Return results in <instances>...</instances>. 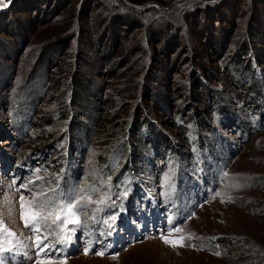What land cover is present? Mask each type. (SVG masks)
<instances>
[{
    "label": "rangeland",
    "instance_id": "1",
    "mask_svg": "<svg viewBox=\"0 0 264 264\" xmlns=\"http://www.w3.org/2000/svg\"><path fill=\"white\" fill-rule=\"evenodd\" d=\"M116 1L95 2L90 16L101 25L103 2L118 6ZM227 1L143 5L158 6L157 31L164 25L181 31V46L169 50L168 59L159 55L166 37H156L155 55L153 44L149 46L153 37L139 41L148 36L144 29L119 35L107 57L109 33L98 49L96 24L90 20L84 25L74 16L51 19L43 14L11 19L22 30L21 41L6 33L8 25H0V219L16 233L12 239L22 242L0 250V264H41L43 256L27 247L35 237L25 229L19 207L22 194L31 199L22 186L33 188L29 181L37 176L44 178L36 181L43 187L55 188L58 180L63 196L79 187H100L93 194L98 199L110 184L112 199L97 213V221L117 217L112 229L88 220L70 245L49 257L55 264H264V126L243 140L233 120L237 116V123L253 128L257 112L264 111V6L256 0H231L232 7L218 15L213 27L225 41L220 50L212 43L206 52L201 48L205 32L212 34L210 23L201 21L197 29L192 20L175 21L198 7L218 11ZM80 4L72 5L74 13ZM227 29L232 37L224 34ZM245 43L240 65L235 56ZM139 46L144 51L127 54ZM250 54L260 67L257 76L248 73ZM116 62L121 68L108 74ZM200 77L204 81L196 91L194 79ZM250 78L255 85L246 97L255 105L245 100ZM214 111L227 114V121H219ZM199 118L205 126L197 127ZM185 127H190L188 138L200 137L189 142ZM118 152L122 158L117 167L127 165L136 192L113 180L117 169L111 176L103 173ZM144 188L159 205L154 204L157 214L138 222L147 210ZM94 207L86 210L89 216ZM177 227L180 232L172 231ZM162 235L170 240L183 236L184 246L165 244Z\"/></svg>",
    "mask_w": 264,
    "mask_h": 264
},
{
    "label": "trees",
    "instance_id": "2",
    "mask_svg": "<svg viewBox=\"0 0 264 264\" xmlns=\"http://www.w3.org/2000/svg\"><path fill=\"white\" fill-rule=\"evenodd\" d=\"M77 1L81 2V4H80L81 9L79 10L78 13H74V11H73V9H71V7ZM99 1L100 0H13L12 4L8 7L7 11L0 13V25H6V27L8 25L9 29L4 27L5 29H7V30H5V31H7L6 33H8V35H14L15 34L17 40L21 41V38H22L21 35L23 34L22 30L16 29V27L13 25V23H11V19L19 20V21L21 19H28L29 20V16L31 15V19H33L32 15H35V14L37 15V17L40 16L41 14L45 15V17L48 15H52L50 17L51 19H53L55 17H59L60 15L61 16L62 15H68L71 18H72V16H74V18L77 19L78 22H82L84 25H86L85 21H87V20L95 22L96 27H94V30L98 33V35L96 37L98 49H99V47H101V45L107 43L106 41H108V33H109V40L112 42V44L110 47H108L104 51L105 54L107 55V57L112 55V51L114 49V44L120 40L119 35H121L123 32H126L128 34H133L135 32H138L141 29H144L148 36L146 38L141 37L139 39L140 43H143V41H147V39H150V37H153V42L152 41L149 42V46H151L153 44V49H154L155 55H156V52L158 51L157 45L160 43V41L156 42L157 41L156 37H158V34L162 38L166 37V41L164 42V45L160 49V53H159V55H163V57L161 59H163V58L168 59V57L170 56L169 50H171V49L179 50V47L181 46L180 43L182 42V36L180 35L181 31L175 27H172L171 25H168V26L164 25L162 30L157 31L156 24L159 20L157 17H158L159 11H160L158 6L157 5H151L148 8L143 7V5H145L147 2L162 4L163 0H118V2L115 0L117 3H119L118 6H116L117 4L111 6L110 5L111 2H110V4L108 2H103L102 12H100V13H102V15H104V14L105 15L103 17V20H101L102 21L101 25H100V22L95 21L96 20L95 15H93V17L90 16V12L95 10L93 7L94 3L95 2L99 3ZM256 1H257L256 2L257 5H263L264 6V0H256ZM231 2H233V1L229 0L227 2H224V4H222L221 6L218 7V11H216V10L215 11L202 10L199 7L194 8L192 10V13L191 12H189V14L184 13L178 19L175 18V21L176 20L179 21L182 19V21H185L187 24H189V22H191V20H192L193 21L192 25L196 23L197 25H194V27L197 29H199V27L201 26V21L204 22L203 24L210 23V25L212 26V29H211L212 34L209 31H206L205 34L203 32L199 33L202 35L204 34V36L206 37L204 44L201 43V45H202L201 48L203 49L204 52H206L204 49H206L207 44L212 43L213 47L215 45L218 48V50H220L221 48H224L225 41H222V37L218 36L217 29L213 28V27L216 24L215 22H217L216 19L218 18V15L222 14L224 10H228L232 7ZM113 4H115V3H113ZM68 9H69V11L65 12ZM107 14H109V16L106 17ZM149 17L151 18L150 19L151 23H149L147 25L149 27L147 29H145V26L147 24V20L149 21V19H148ZM19 21H18V23H20ZM199 21H200V23L198 24ZM39 25H42V24H39ZM75 26H77V23L75 24ZM103 26H105V28ZM22 27H23V25H22ZM103 28H104V30H102ZM227 31L228 32H224V34L226 36L231 35L230 37H232L233 34L229 33L230 30L227 29ZM24 32H25V30H24ZM197 32H198V30H197ZM157 39H159V38H157ZM19 44H21V43H19ZM246 48H247V45L245 43L244 46H242L241 49L238 50L239 54H237L235 56V60L238 63H240V65H242V63H243L242 60L246 58L245 57V55H246L245 49ZM143 49H141V47L139 46L137 48L128 49V50H126V52H127V54H129V55L132 54V56L135 57L137 54L140 53L139 51H144ZM134 52H136V53H134ZM154 57H156V56H154ZM243 57H245V58H243ZM251 57H253V56L250 54L249 60H253V59H250ZM116 63H117L116 67H112V68L110 67L109 68L108 74H110L115 69L119 70L121 68L120 67L121 65L118 62H116ZM250 64L252 66H251V69L248 73L251 72V74H253L254 76H257L256 68H260L259 65L257 64L255 59ZM149 69H150V67H148V69L146 70L147 73L149 72ZM233 69L235 70L234 71V73H235L237 71V68L234 66ZM260 71L262 74L261 76H264L261 69H260ZM251 80L252 79L250 78L246 83L247 91L245 90V100H247V102H246L247 105H251V104L255 105V102L253 100H252L253 101V103H252L251 100L246 97L247 93L250 94V92L248 91V88L251 87V89H254L255 83H253V81H251ZM194 81H195L194 82V86H195L194 89L196 88V91H198L199 88L201 87L199 85L200 81L203 82L204 80H203V78L201 79V77H200V79H194ZM71 92H73V91H71ZM151 96H152V94H150V97ZM72 97L73 96H71L69 102H71ZM69 105H70V103L68 104V107H69ZM257 105H259V104H257ZM215 110H217V109H215ZM213 114H214L213 116L217 117V119L219 121H221V122L227 121V118H228L227 114L220 115V114H218V111H214ZM253 114H252V116H253ZM262 114L264 117V111H262V110H260V112H257V114H256L257 117H255L256 121L254 122L253 128H252V126L241 125V122L243 123V121H241L240 124H239V122L237 123L236 121H239V120H237V116L235 118L233 117V120H235V128H237L234 131H236L239 138H242L244 140L245 139L244 137H246L248 135L249 131L257 130V129L260 130L261 126L262 127L264 126V124H262V119L264 120V118L261 117ZM197 116L199 117V115H197ZM198 120L200 122L198 123L197 127L200 125L205 126L203 118H199ZM135 127H136V125H135ZM185 128H186V131L188 132L186 134V136H187V139L189 140V142H191V140L195 141L197 138L200 137L199 134H197V135L194 134V136L191 135V138H188L189 134H190V127H185ZM146 135H147V131H146V129H143L142 130V136L145 137ZM218 136H220V135H218ZM170 145L173 148V144L170 143ZM124 149H126V145H125ZM168 149H171V148H168ZM121 156L122 155L120 154V152H118L115 155V157L109 158L107 160L105 167H104L103 173L106 176H111L114 169L115 170L117 169V171L115 173L116 175L113 177V180L119 182L122 187H125V189H131V187H132V190H135V192H136L137 184L135 181H133L134 180L133 176L129 174V168L127 169V165L124 169H121V170H119L117 167V166H119V163H120L119 160L122 158ZM117 162H119V163L117 164ZM126 170H127V172H126ZM127 178H128V180H127ZM144 190H145V188H144ZM136 206H138V203Z\"/></svg>",
    "mask_w": 264,
    "mask_h": 264
},
{
    "label": "snow or ice",
    "instance_id": "3",
    "mask_svg": "<svg viewBox=\"0 0 264 264\" xmlns=\"http://www.w3.org/2000/svg\"><path fill=\"white\" fill-rule=\"evenodd\" d=\"M0 6L6 7L7 5L4 4L3 0H0ZM224 175L227 176L228 174L224 173ZM43 179L42 176H37L36 180L29 181V184L34 186L33 188H29L28 185L22 186L29 192L31 199L25 200L23 194L19 197L20 218L25 229L35 237L34 242H30L27 247H35L37 255L43 256L41 264H55V261L49 259V257L54 256L57 251H63L64 248L70 245L77 230L85 227L88 220L103 223L109 229H112L117 217L116 215H110L102 221H97V213L105 211L102 206L108 205L112 199L110 184L108 191L100 193L98 199H93V194L100 192V187H79L72 194L63 196L58 191V180L55 188L43 187L42 184L37 185L36 181H43ZM110 180L111 177L108 178V181ZM103 183L104 181H101V185ZM14 184L15 181H13ZM16 191H20V188H16ZM122 195L126 196L127 193H122ZM89 205H95L90 216L86 211ZM9 215H11V209H9ZM81 216H85L86 219L81 220ZM69 225H72V227H69ZM172 231L180 232L181 229L177 227ZM108 235H111V231L108 232ZM15 236L16 233L10 231L3 220L0 219V250H7L16 244H22L21 241L12 239ZM161 239L165 244L172 247H182L184 246L185 237L181 236L176 240H170L167 236L162 235ZM57 245L61 247L58 249ZM89 251L90 249L86 248L85 254H88ZM96 254L104 255L103 252Z\"/></svg>",
    "mask_w": 264,
    "mask_h": 264
},
{
    "label": "water",
    "instance_id": "4",
    "mask_svg": "<svg viewBox=\"0 0 264 264\" xmlns=\"http://www.w3.org/2000/svg\"><path fill=\"white\" fill-rule=\"evenodd\" d=\"M11 3L12 0H9L7 3H5L7 5L6 7L0 6V13L6 12Z\"/></svg>",
    "mask_w": 264,
    "mask_h": 264
},
{
    "label": "bare ground",
    "instance_id": "5",
    "mask_svg": "<svg viewBox=\"0 0 264 264\" xmlns=\"http://www.w3.org/2000/svg\"><path fill=\"white\" fill-rule=\"evenodd\" d=\"M154 171H156V169H154ZM132 209H134V207H133V208H131V212L133 213ZM15 261H16V259H15Z\"/></svg>",
    "mask_w": 264,
    "mask_h": 264
}]
</instances>
